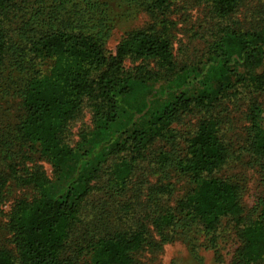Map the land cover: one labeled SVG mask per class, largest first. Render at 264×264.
Instances as JSON below:
<instances>
[{"label": "trees", "instance_id": "obj_1", "mask_svg": "<svg viewBox=\"0 0 264 264\" xmlns=\"http://www.w3.org/2000/svg\"><path fill=\"white\" fill-rule=\"evenodd\" d=\"M171 1L145 0L141 7L155 25H163ZM113 2L0 0V96L10 108L18 102L16 116H0V218L10 182L36 192L11 207L6 227L12 250L0 249V264H139L133 256L147 242L149 231L143 224L115 231L88 226L82 204L90 189L85 185L73 203L50 198L48 181L40 171L25 168L28 157L21 151L40 155L59 173L73 159L74 150L64 140L81 108L89 109L96 133L106 132L117 119V95L130 94L137 80L164 81L171 101L118 148L129 157L115 166L108 187L114 194L123 191L152 145L175 142L173 126L188 112L210 114L198 122L180 153L160 154L159 170L172 168L194 187L177 204L185 226L197 223L206 235H213L222 220H229L239 241L231 264L263 262L264 203L256 219L247 222L237 183L216 177L228 164L231 149L211 111L240 91L264 96V21L240 31L229 21L242 0H209L219 24L205 58L178 69L164 31L134 32L121 40L114 54L106 51L113 29L106 12ZM126 59L140 65L127 71ZM150 63L158 70L143 66ZM244 140L245 156L264 171V129L253 124ZM153 214L150 225L157 232L179 223L168 210Z\"/></svg>", "mask_w": 264, "mask_h": 264}, {"label": "rangeland", "instance_id": "obj_2", "mask_svg": "<svg viewBox=\"0 0 264 264\" xmlns=\"http://www.w3.org/2000/svg\"><path fill=\"white\" fill-rule=\"evenodd\" d=\"M143 2L145 0H114L109 5L106 13L113 29L105 41L108 53L114 54L117 45L127 35L152 28L157 33L164 31L168 37L178 69L205 58L219 24L210 11L209 0H172L166 13L167 23L163 22V25L154 24L150 14L141 7ZM263 21L264 0H242L229 23L245 31L260 27ZM139 65L140 61L126 59L124 68L133 71ZM143 66L148 70H158L152 63ZM167 86L164 81H135L130 94L117 95V119L108 131L100 134L94 131L91 113L84 105L77 118L69 124L64 140L74 150L73 159L56 173L40 155L22 148V153L28 157L25 168L44 175L50 198L73 203L87 186L90 191L84 196L82 211L88 226L98 224L115 231L143 224L149 232L147 242L133 256L139 264H231L239 247L237 228L229 220H222L213 235H206L197 223L185 226L177 204L194 187L172 168L160 171L157 163L161 153H180L198 122L209 118L210 114L188 112L173 126L175 142L152 145L145 152V159L137 164L128 178L123 191L114 194L108 187V179L115 166L121 158L129 157L127 152H118V148L156 110L171 101L166 97ZM17 103L14 100L10 108L11 103L0 96V116H16ZM211 115L218 121L220 135L231 149L228 164L216 177L237 183L245 218L247 222L253 221L257 208L261 209L264 203V171L252 165L243 150L244 139L251 126L255 124L264 129V96L240 91L224 100L211 111ZM93 171L94 176L86 184ZM35 196L36 192L29 187L18 188L11 182L8 184L0 218V249L12 250L11 236L6 227L11 207L19 199L30 200ZM165 210L172 212L179 223L172 229L157 232L150 225V219L155 211ZM259 264H264V261Z\"/></svg>", "mask_w": 264, "mask_h": 264}]
</instances>
